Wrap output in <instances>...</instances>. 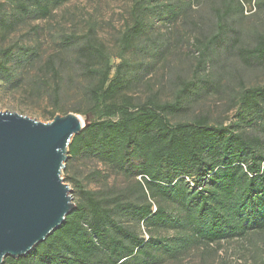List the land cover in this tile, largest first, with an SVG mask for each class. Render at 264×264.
Returning a JSON list of instances; mask_svg holds the SVG:
<instances>
[{
    "label": "trees",
    "instance_id": "trees-1",
    "mask_svg": "<svg viewBox=\"0 0 264 264\" xmlns=\"http://www.w3.org/2000/svg\"><path fill=\"white\" fill-rule=\"evenodd\" d=\"M11 1L17 12L7 23L0 21L9 29L26 18L48 19L69 0ZM152 3L135 4L133 25L122 39L126 51L146 34ZM65 44L72 45L73 39L65 38ZM18 52L26 64L38 55V48L29 45ZM77 52L78 65L93 83L86 92L88 112L74 110L88 115L89 123L73 139L68 159L89 157L107 165L135 181L131 193L140 194L144 202L126 200L128 195L99 198L78 184L80 200L66 222L28 255L8 257L4 264H150L160 248L174 258L249 232H264V86L240 93L236 129L212 125L207 117L173 123L171 117L183 110L184 98L165 103L150 98L135 104L126 94L131 83L126 61L112 66L92 37ZM246 54L264 62V40ZM3 55L1 81L12 83L17 74L8 69L12 50ZM45 67L59 79L55 60L49 59ZM17 80L11 86H20L21 75ZM62 91L60 84L52 89L56 102ZM55 117L50 113L51 121ZM253 124L257 129L244 130V125ZM158 199L178 205L180 212L171 215ZM123 220L143 225L150 235L140 237ZM169 231L175 235L162 236Z\"/></svg>",
    "mask_w": 264,
    "mask_h": 264
},
{
    "label": "rangeland",
    "instance_id": "rangeland-1",
    "mask_svg": "<svg viewBox=\"0 0 264 264\" xmlns=\"http://www.w3.org/2000/svg\"><path fill=\"white\" fill-rule=\"evenodd\" d=\"M140 1L69 0L55 8L48 19L26 18L14 29L0 23V58L11 49L8 69L17 73L14 81L21 75L19 87L0 77V111L42 123L51 122L52 112L56 116L74 113L75 109L87 113L86 92L93 82L76 59L78 46L92 37L102 45L112 66L126 61L131 80L126 94L135 104L150 98L174 102L181 97L184 108L171 117L173 123L207 117L212 125L236 129L240 93L264 86V62L246 54L264 40V0H239L243 10L234 0H153L146 34L126 51L123 35L133 25L134 6ZM16 12L14 2L0 0V21L12 20ZM65 38H72L73 44H65ZM29 45L37 46L38 55L23 64L18 50ZM49 59L55 60L59 79L47 72ZM57 84L63 89L59 102L52 96ZM77 115L89 123L88 115ZM246 126L248 132L257 129L255 124ZM66 165L63 178L73 191L75 203L80 200L78 184L98 193L99 198L128 195L126 200L144 202L140 194L131 193L135 181L94 158L68 159ZM158 202L173 216L181 210L178 205ZM123 221L140 237L150 235L143 225ZM173 224L177 225L176 221ZM168 235H175L174 231L162 234ZM160 249L150 264H264V232H249L174 258Z\"/></svg>",
    "mask_w": 264,
    "mask_h": 264
},
{
    "label": "water",
    "instance_id": "water-1",
    "mask_svg": "<svg viewBox=\"0 0 264 264\" xmlns=\"http://www.w3.org/2000/svg\"><path fill=\"white\" fill-rule=\"evenodd\" d=\"M87 125L74 113L42 123L0 111V264L28 255L75 210L63 173Z\"/></svg>",
    "mask_w": 264,
    "mask_h": 264
}]
</instances>
